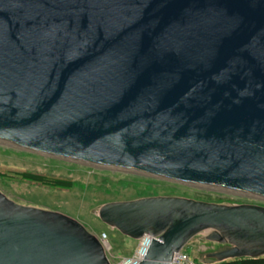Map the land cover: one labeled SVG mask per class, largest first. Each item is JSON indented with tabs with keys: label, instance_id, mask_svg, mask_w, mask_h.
I'll list each match as a JSON object with an SVG mask.
<instances>
[{
	"label": "water",
	"instance_id": "95a60500",
	"mask_svg": "<svg viewBox=\"0 0 264 264\" xmlns=\"http://www.w3.org/2000/svg\"><path fill=\"white\" fill-rule=\"evenodd\" d=\"M0 140L63 160L264 199V0H0ZM100 220L169 264L264 256V207L154 196ZM0 264H110L75 220L0 191Z\"/></svg>",
	"mask_w": 264,
	"mask_h": 264
},
{
	"label": "rangeland",
	"instance_id": "374dc122",
	"mask_svg": "<svg viewBox=\"0 0 264 264\" xmlns=\"http://www.w3.org/2000/svg\"><path fill=\"white\" fill-rule=\"evenodd\" d=\"M12 168L37 172L51 177L70 179V189L48 188L20 180L17 177H0V191L15 203L63 214L79 223L97 239L105 234L111 245L110 257L130 255L137 244L117 229L103 223L98 217L99 208L109 202L128 201L144 198L148 190L157 196H173L216 203L221 198L225 205L254 204L264 207V199L228 192L221 189L193 187L190 185L160 180L115 169L101 168L85 163L40 155L12 146L0 140V173ZM140 178L153 180L148 183ZM158 181V182H157ZM171 184L164 186L162 183ZM155 189V190H154ZM210 230H204L185 245L191 259L213 260L212 254L226 248V244L207 239ZM98 236V237H97ZM199 262V263H198ZM202 264L201 261H197Z\"/></svg>",
	"mask_w": 264,
	"mask_h": 264
},
{
	"label": "trees",
	"instance_id": "16d2710c",
	"mask_svg": "<svg viewBox=\"0 0 264 264\" xmlns=\"http://www.w3.org/2000/svg\"><path fill=\"white\" fill-rule=\"evenodd\" d=\"M3 173H0V177H17L20 180H24L29 183L38 184L42 186H46L48 188H61V189H70L73 185V182L70 179L61 178V177H51L48 175H43L37 172L32 171H21V170H15L12 168H6L3 169ZM148 183H151L153 180L147 179V178H140ZM158 182V181H157ZM162 183L164 186H169L171 184H167L165 182H159ZM155 190V189H154ZM148 195L145 197H154L157 196L158 193L152 192L150 189L148 190ZM221 198H218L217 204H223ZM188 248L184 251L186 254L188 253ZM193 260L197 263V261H201L202 264H264V256L261 257H240V258H233V259H227L223 261H217L216 259L213 260H206L202 261L195 257ZM199 263V262H198Z\"/></svg>",
	"mask_w": 264,
	"mask_h": 264
},
{
	"label": "built area",
	"instance_id": "2783aa9c",
	"mask_svg": "<svg viewBox=\"0 0 264 264\" xmlns=\"http://www.w3.org/2000/svg\"><path fill=\"white\" fill-rule=\"evenodd\" d=\"M153 238L155 237L144 234L137 240L136 247L130 255L120 257L118 259L110 257L111 247L107 241L106 235L102 234L98 239L102 244V247L107 255L110 264H138V262L141 261L144 255L146 254L150 242ZM169 264H198V263H196L193 259H191L189 255L186 254L183 250H180L179 252L173 254Z\"/></svg>",
	"mask_w": 264,
	"mask_h": 264
},
{
	"label": "bare ground",
	"instance_id": "6f19581e",
	"mask_svg": "<svg viewBox=\"0 0 264 264\" xmlns=\"http://www.w3.org/2000/svg\"><path fill=\"white\" fill-rule=\"evenodd\" d=\"M219 189V188H218ZM222 190V189H221ZM229 192H233V191H229ZM240 194H242V193H240ZM105 252V251H104ZM105 255H106V253H105ZM106 257H107V255H106Z\"/></svg>",
	"mask_w": 264,
	"mask_h": 264
}]
</instances>
